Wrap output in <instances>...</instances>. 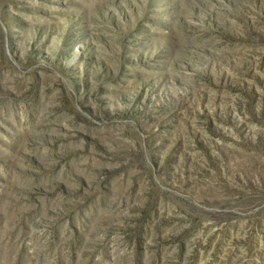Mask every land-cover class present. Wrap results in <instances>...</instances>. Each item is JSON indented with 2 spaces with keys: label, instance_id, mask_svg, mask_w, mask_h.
Listing matches in <instances>:
<instances>
[{
  "label": "rangeland",
  "instance_id": "1",
  "mask_svg": "<svg viewBox=\"0 0 264 264\" xmlns=\"http://www.w3.org/2000/svg\"><path fill=\"white\" fill-rule=\"evenodd\" d=\"M0 264H264V0H0Z\"/></svg>",
  "mask_w": 264,
  "mask_h": 264
}]
</instances>
